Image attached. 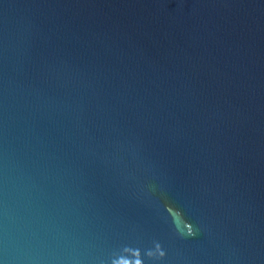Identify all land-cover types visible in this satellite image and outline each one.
<instances>
[{
  "label": "water",
  "instance_id": "95a60500",
  "mask_svg": "<svg viewBox=\"0 0 264 264\" xmlns=\"http://www.w3.org/2000/svg\"><path fill=\"white\" fill-rule=\"evenodd\" d=\"M0 264H264V0H0Z\"/></svg>",
  "mask_w": 264,
  "mask_h": 264
}]
</instances>
